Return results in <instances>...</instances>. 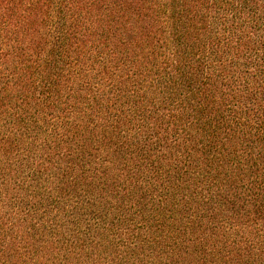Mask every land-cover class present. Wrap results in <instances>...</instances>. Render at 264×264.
Wrapping results in <instances>:
<instances>
[{"label":"trees","instance_id":"trees-1","mask_svg":"<svg viewBox=\"0 0 264 264\" xmlns=\"http://www.w3.org/2000/svg\"><path fill=\"white\" fill-rule=\"evenodd\" d=\"M0 264H264V0H0Z\"/></svg>","mask_w":264,"mask_h":264}]
</instances>
